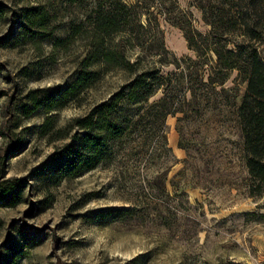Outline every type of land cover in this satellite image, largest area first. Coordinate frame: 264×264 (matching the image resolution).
I'll return each instance as SVG.
<instances>
[{
	"label": "rangeland",
	"instance_id": "374dc122",
	"mask_svg": "<svg viewBox=\"0 0 264 264\" xmlns=\"http://www.w3.org/2000/svg\"><path fill=\"white\" fill-rule=\"evenodd\" d=\"M249 1L0 0V184L17 183L0 200V264H264V194H247L237 119L246 86L236 71L216 107L179 105L163 119L145 104L124 106L115 118L144 117L91 171L66 175L62 154L76 148L72 121L143 72L159 70L175 102L189 101L180 72L193 73L197 54L187 37L205 47L200 36L216 22L214 32L241 43L231 18L264 24V0ZM108 12L119 31L102 40L92 24ZM261 34L264 63V25ZM105 50L114 52L108 70L98 61ZM86 59L97 80L63 106L49 99ZM200 60L206 76L216 57L206 50Z\"/></svg>",
	"mask_w": 264,
	"mask_h": 264
},
{
	"label": "trees",
	"instance_id": "16d2710c",
	"mask_svg": "<svg viewBox=\"0 0 264 264\" xmlns=\"http://www.w3.org/2000/svg\"><path fill=\"white\" fill-rule=\"evenodd\" d=\"M244 1L245 0H239ZM251 0L246 6L249 8ZM238 4V3H237ZM125 9V6H123ZM112 12H108L105 19H98L93 25V32L97 37L104 38L119 31V24ZM231 25L241 32L243 41L241 43H231L224 34H217L214 30L216 22H209L211 33L207 36H200L204 43L202 47L196 46L193 39L187 37L189 47L195 51L197 58L195 61L189 60L193 65V73L188 69L180 72L181 90L190 94V100L180 98L175 102L176 95L174 89L164 86L166 78L159 76V70H154L148 74L143 72L126 86L112 94L107 100L95 105L83 117L72 121V125L79 132L72 136L76 143V148L65 146L62 154L68 159L66 175L91 171L100 163L110 157V147L126 136L130 135L132 125H138L144 115H138V120L132 122L129 116L114 117V114L121 112L128 104L146 105V110L157 109L161 118H166L173 114L177 106H200L202 103L216 107V97H221L228 90L224 84L228 79V73L237 72V80L244 83L246 88L237 108V119L243 140V157L248 175L247 194L250 198H258L264 194V63L261 60L256 42L261 41V28L263 22L258 19L247 17L231 18ZM233 48H229V45ZM212 51L215 55V63L209 67L207 75L204 74V62L201 59L205 51ZM100 67L106 66V70L113 67L114 52L105 50L100 54ZM89 59H86L84 70L78 78L66 88H57L51 91L49 99L63 106L69 99L74 98L82 90L89 88L91 83L97 80L99 71H87ZM167 64V62H162ZM178 66V63L175 64ZM161 66H164L161 64ZM133 67V66H132ZM177 68V67H176ZM180 68V66H178ZM150 75V76H149ZM152 77V80L146 79ZM206 77V78H205ZM160 89L163 91L162 97L148 104V100ZM35 108L42 106L36 98L29 96ZM182 112V111H180ZM157 113V112H156ZM157 113V114H158ZM132 123V125H129ZM47 122L41 127L42 132L46 129ZM58 131L59 136L55 139H63L66 132ZM17 187L16 182L5 181L0 184V200L11 201Z\"/></svg>",
	"mask_w": 264,
	"mask_h": 264
}]
</instances>
